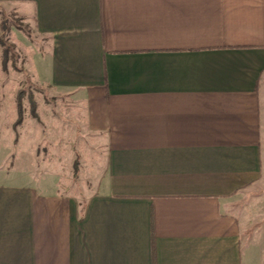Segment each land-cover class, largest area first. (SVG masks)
Masks as SVG:
<instances>
[{
	"label": "crops",
	"instance_id": "1",
	"mask_svg": "<svg viewBox=\"0 0 264 264\" xmlns=\"http://www.w3.org/2000/svg\"><path fill=\"white\" fill-rule=\"evenodd\" d=\"M0 8L34 23L39 84L102 148L85 199L60 172L0 174V264H264V0Z\"/></svg>",
	"mask_w": 264,
	"mask_h": 264
},
{
	"label": "rangeland",
	"instance_id": "2",
	"mask_svg": "<svg viewBox=\"0 0 264 264\" xmlns=\"http://www.w3.org/2000/svg\"><path fill=\"white\" fill-rule=\"evenodd\" d=\"M41 47L32 21L0 8V109L3 115L17 110L18 119V96L22 91L23 115L19 125L10 128L5 120V126L0 128L4 138L5 134L9 136L0 140V174L6 181L30 183L40 189L50 186L51 190L60 172L68 190L85 199L92 185L91 169L98 167L102 148L71 115L66 108L68 101H61L39 84L35 68L41 63L38 59ZM5 48L9 50L7 61H4ZM31 96L39 117L32 113ZM78 154L79 174L75 178Z\"/></svg>",
	"mask_w": 264,
	"mask_h": 264
},
{
	"label": "trees",
	"instance_id": "3",
	"mask_svg": "<svg viewBox=\"0 0 264 264\" xmlns=\"http://www.w3.org/2000/svg\"><path fill=\"white\" fill-rule=\"evenodd\" d=\"M8 52H9V50L7 48H5V51H4V61H7ZM21 94H22V91L19 92V96H18L19 117H18L17 121L14 124L15 126L19 125L22 122V119H23V115H22V102H21V96L22 95ZM31 102H32V113L34 114L35 117H39L38 114H37V112H36V108H37L36 101L33 99L32 96H31ZM78 158H79V154H78V157H77V159L75 160V163H74V175H75V178H77L78 177V174H79V159Z\"/></svg>",
	"mask_w": 264,
	"mask_h": 264
}]
</instances>
